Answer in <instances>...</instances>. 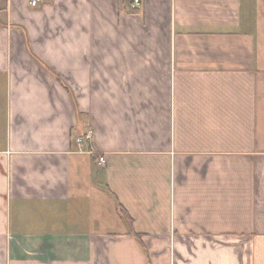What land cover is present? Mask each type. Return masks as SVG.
<instances>
[{
    "label": "crops",
    "instance_id": "1",
    "mask_svg": "<svg viewBox=\"0 0 264 264\" xmlns=\"http://www.w3.org/2000/svg\"><path fill=\"white\" fill-rule=\"evenodd\" d=\"M30 2L0 11V264H264V0Z\"/></svg>",
    "mask_w": 264,
    "mask_h": 264
},
{
    "label": "built area",
    "instance_id": "2",
    "mask_svg": "<svg viewBox=\"0 0 264 264\" xmlns=\"http://www.w3.org/2000/svg\"><path fill=\"white\" fill-rule=\"evenodd\" d=\"M42 3V0H31L30 6L35 8L39 6V4ZM131 3V9L135 12L140 11L143 8V0H130ZM92 138V132L89 131L86 134H84L82 137H79L76 140L77 145L82 146L91 141ZM99 164L105 165L106 159L102 156L99 157Z\"/></svg>",
    "mask_w": 264,
    "mask_h": 264
},
{
    "label": "trees",
    "instance_id": "3",
    "mask_svg": "<svg viewBox=\"0 0 264 264\" xmlns=\"http://www.w3.org/2000/svg\"><path fill=\"white\" fill-rule=\"evenodd\" d=\"M4 4L7 5V0H0V11H2Z\"/></svg>",
    "mask_w": 264,
    "mask_h": 264
}]
</instances>
